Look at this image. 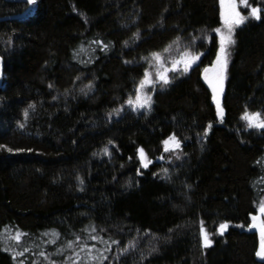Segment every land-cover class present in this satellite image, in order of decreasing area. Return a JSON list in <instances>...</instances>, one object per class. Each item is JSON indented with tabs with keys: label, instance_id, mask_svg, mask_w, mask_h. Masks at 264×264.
Returning <instances> with one entry per match:
<instances>
[{
	"label": "trees",
	"instance_id": "16d2710c",
	"mask_svg": "<svg viewBox=\"0 0 264 264\" xmlns=\"http://www.w3.org/2000/svg\"><path fill=\"white\" fill-rule=\"evenodd\" d=\"M249 4L221 121L203 77L220 0H0V264H264V129L241 118L264 115V0ZM185 52L199 59L172 70ZM146 71L151 109L134 110Z\"/></svg>",
	"mask_w": 264,
	"mask_h": 264
},
{
	"label": "snow or ice",
	"instance_id": "6c2138e0",
	"mask_svg": "<svg viewBox=\"0 0 264 264\" xmlns=\"http://www.w3.org/2000/svg\"><path fill=\"white\" fill-rule=\"evenodd\" d=\"M28 4L35 5L37 0H27ZM243 5L249 9L248 16H245L239 10V6ZM262 9L258 6H252L249 4V0H220V18L223 21V29L217 28L215 31L219 34V53L217 54L216 61L211 67H206L204 69V79L208 82V85L212 89V99L216 102L217 107V115L223 120V109L220 104V95L223 92V82L225 79V73L227 69V57H228V46L231 44H235V39L233 38V34L235 28L241 24H243L249 17L255 18L257 20L261 19ZM106 47V45H105ZM153 56L157 61H160L162 57L159 53H153ZM199 59V54H192L190 52H185L180 60L173 61L172 70H176L177 64L183 63V71L187 72L189 68L195 64V62ZM169 69L164 67L161 64L160 68L156 72V77L163 82V84H168L169 77L167 75ZM155 81L151 78V74L147 71L145 72L144 78L140 81V84L137 88V92L135 95V99L129 98L127 103L134 109L139 110L141 108L151 109L152 105V97L147 92L144 91L147 85H153ZM27 115V113H25ZM245 122L248 128H259L264 129V115L260 112H249L245 111L241 117ZM211 124L208 125V128H211ZM23 127V125H21ZM207 131V130H206ZM165 145V150H168L170 143H173L175 147H179V140L175 137V135L169 136L166 140L163 141ZM12 151V149H9ZM107 152L108 149L105 148ZM141 160L144 162V167H148L150 161L147 160V156L143 150V148L139 149ZM228 227V224L222 223L219 226V230L221 234ZM251 228L258 229L259 231V248L256 252L258 257L264 258V200L259 203V215L252 216V223L250 225ZM201 232L203 234V242L205 246H209L212 244V240L209 238L208 232L203 228V222H201ZM24 233L17 231L15 235L11 238L15 239L19 242ZM55 235V234H54ZM97 236H92L91 239H97ZM79 239V238H77ZM55 243V241H52ZM68 247H72V242H68ZM85 247H87L85 245ZM93 247H95L93 245ZM28 249H24L27 251ZM122 251H127V249H122ZM40 256H44V252L39 253ZM15 256H23V252H17L14 254ZM103 259H107V257H103ZM20 264H23V261H20Z\"/></svg>",
	"mask_w": 264,
	"mask_h": 264
},
{
	"label": "water",
	"instance_id": "95a60500",
	"mask_svg": "<svg viewBox=\"0 0 264 264\" xmlns=\"http://www.w3.org/2000/svg\"><path fill=\"white\" fill-rule=\"evenodd\" d=\"M8 1H21V0H8ZM30 8V7H29ZM28 8V9H29ZM28 11V10H27ZM27 11H25V12H27ZM25 14V13H24ZM17 17H19V16H13V17H10V18H17ZM223 22V21H222ZM0 62H1V67H0V73H1V75H0V86H1V83H2V69H3V62H2V58L0 57ZM206 81V80H205ZM225 81H226V79H224V82H223V90H224V87H225ZM206 84H207V86L211 89V87L208 85V82L206 81ZM211 91H212V89H211ZM222 94H223V92H222ZM222 94L220 95V104H221V98H222ZM215 102V101H214ZM216 103V102H215ZM252 229V231L253 232H258V229H255V228H251Z\"/></svg>",
	"mask_w": 264,
	"mask_h": 264
},
{
	"label": "rangeland",
	"instance_id": "374dc122",
	"mask_svg": "<svg viewBox=\"0 0 264 264\" xmlns=\"http://www.w3.org/2000/svg\"><path fill=\"white\" fill-rule=\"evenodd\" d=\"M220 28H222L223 29V25H222V27H220ZM230 46L231 45H229L228 46V57H227V69H228V64H229V53H230ZM219 48H220V46H219ZM218 53H219V50H218ZM216 61V60H215ZM158 63L161 65L163 62L160 60V61H158ZM227 69H226V73H225V79H226V75H227ZM204 77V76H203ZM152 78V77H151ZM150 95V94H149ZM178 147H175L174 146V144L173 143H170V145H169V147H168V150H176ZM258 235H259V231H258ZM259 240H260V238H259Z\"/></svg>",
	"mask_w": 264,
	"mask_h": 264
}]
</instances>
